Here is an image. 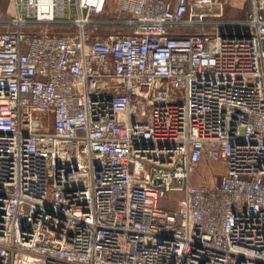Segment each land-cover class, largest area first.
Segmentation results:
<instances>
[{
	"label": "built area",
	"instance_id": "built-area-1",
	"mask_svg": "<svg viewBox=\"0 0 264 264\" xmlns=\"http://www.w3.org/2000/svg\"><path fill=\"white\" fill-rule=\"evenodd\" d=\"M192 2L9 0L0 264H264V0L177 32Z\"/></svg>",
	"mask_w": 264,
	"mask_h": 264
},
{
	"label": "rangeland",
	"instance_id": "rangeland-1",
	"mask_svg": "<svg viewBox=\"0 0 264 264\" xmlns=\"http://www.w3.org/2000/svg\"><path fill=\"white\" fill-rule=\"evenodd\" d=\"M250 6V0H193L186 16V20L197 22L193 27L180 29L187 33H216L226 27L229 22L245 20L244 16ZM9 0H0V31L12 29V17L8 14ZM200 10L201 18L197 11ZM118 18L123 19L124 15L118 17L115 14H106L97 20L103 22L116 21ZM242 19V20H241ZM36 31L38 27H34ZM29 28H26L28 31ZM90 31L98 33L101 37L109 33L125 31L123 27L115 25L100 24L91 26ZM198 170L192 172L191 184L193 186L212 185V180L215 175H220L223 171V165L211 164L205 168L204 163ZM173 199L180 197L173 196ZM51 202V193H49L45 204ZM164 207L173 209V203H162Z\"/></svg>",
	"mask_w": 264,
	"mask_h": 264
},
{
	"label": "crops",
	"instance_id": "crops-1",
	"mask_svg": "<svg viewBox=\"0 0 264 264\" xmlns=\"http://www.w3.org/2000/svg\"><path fill=\"white\" fill-rule=\"evenodd\" d=\"M120 0H108V4H107V13L108 14H116L117 10H118V4H119ZM252 9V2L250 0V6L248 8V10L246 11V15L244 16V18H247V16L249 15L250 11ZM242 20V19H241ZM184 29V28H182ZM181 29V30H182ZM187 29V28H185ZM181 30H176L177 32H182ZM185 33V32H184Z\"/></svg>",
	"mask_w": 264,
	"mask_h": 264
}]
</instances>
